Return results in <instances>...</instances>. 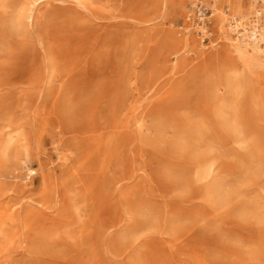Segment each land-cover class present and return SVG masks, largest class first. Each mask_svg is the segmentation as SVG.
<instances>
[{"label":"bare ground","instance_id":"obj_1","mask_svg":"<svg viewBox=\"0 0 264 264\" xmlns=\"http://www.w3.org/2000/svg\"><path fill=\"white\" fill-rule=\"evenodd\" d=\"M41 1L19 8L20 0H13L0 10L1 25L18 9L11 21L14 29L29 33L39 28L48 56L45 67L34 56L26 58L24 49L11 48L5 61L0 56L5 74L12 64L23 74L18 79L11 70L0 91L21 85L18 95L29 106L32 98L26 89L37 90L47 82L53 94L51 84L60 83L58 91L68 94L70 111L61 117V100L54 95L53 104L44 103L43 116L53 121L51 139L68 152L62 156L64 164L76 161L68 172L74 184L49 188V200L41 207L21 206L8 214L2 210L0 256L11 248L21 253L1 262L264 264V200L249 198L256 189L227 188L221 176L224 147H208L212 138L206 106L214 91L222 124V89L204 87L196 97L179 92L180 75L192 70L191 36L159 28V2L152 0H91L113 9L119 21L109 24L58 10L38 24L35 12ZM179 1H193L191 12L181 6V16L191 22L200 0ZM204 3L212 9L211 17L216 16L213 28L229 41L225 56L262 66L264 48L254 44L250 51L244 41L232 42L224 22L228 12L236 22L257 15L260 20L253 24L251 18V27L259 28L264 39V0ZM182 29L190 33L186 26ZM200 61L213 65L217 58L203 55ZM230 77L228 87L233 88L243 75L234 72ZM166 80L167 89L159 93ZM28 141L24 134L11 136L4 158L12 150H27ZM40 142H46L43 135Z\"/></svg>","mask_w":264,"mask_h":264},{"label":"rangeland","instance_id":"obj_2","mask_svg":"<svg viewBox=\"0 0 264 264\" xmlns=\"http://www.w3.org/2000/svg\"><path fill=\"white\" fill-rule=\"evenodd\" d=\"M12 1L0 0V10L4 4H10ZM29 1L31 0H20L19 8L27 6ZM152 1L153 4L159 2L156 4L155 11V15L160 16L157 21L159 28L175 30L179 36H191L189 46L193 51L189 56V61L192 70L187 75H180L177 83L179 92L189 93L196 97L203 93L204 87L212 91H216L218 88L222 89L218 95L221 96L224 106V121L221 124L215 113L219 101H216L213 91L210 93L209 104L206 106V122L209 136L212 138L211 144L208 145L210 150L215 151L220 144L224 147L223 173L221 175L224 185L233 189H256L257 191L250 194L249 198L262 202L264 200V64L262 66L245 65L234 58H227L225 50L230 49L229 41L223 39L213 28L216 16L212 18L214 24L211 25L210 32L213 35L210 34L204 40V37L198 32L199 27L195 18L191 17V22H186L185 18L181 16V6L191 12L193 1L184 4L179 0ZM246 3L249 4V0H246ZM207 9L209 12L212 10L208 6ZM17 10L14 9L6 23L0 24L1 60L5 61L8 53L12 51L11 48L24 49L26 58L34 56L45 67L48 63V56L43 47L47 40L39 28L37 31L29 33L14 29L11 21L18 15ZM56 10L80 13L84 18L96 23L109 24L119 21L114 18L113 9L105 8L91 0H64L63 2L42 0L37 5L35 12L38 24L44 22L47 15ZM228 14L224 23L225 28L228 29L227 32L231 31L232 42L241 43L244 41L248 44L250 51L254 44L264 48V39L260 35L256 39L249 35L252 31V13L246 18L238 20L241 25L236 26L237 28L232 27L234 18L230 12ZM185 26L188 30L190 29V33H186L182 29ZM238 30H244L246 33L244 39L238 37ZM214 44L217 45L213 46ZM203 55H212L217 58V62L213 65L203 64L200 61V57ZM6 64L8 63L2 62V66H6ZM21 69L20 66L14 64L9 66L7 74L4 69H1L0 84L7 82L6 75L9 72L12 73L11 70H13V77L18 79L22 77ZM234 72H240L243 78L235 80L233 88H229L230 75ZM169 83L170 80H166L159 93L164 92ZM59 85L60 83L51 84L55 91L53 94L47 82L37 90L26 89L32 98L31 104L29 103L30 107L22 100V96L18 95V92L22 90L21 85L12 88L4 86L2 92L0 91V170H2L0 174L5 175L4 178H0V215L2 210H6V214H8L10 210L18 209L21 206L23 209L41 207L44 200H49L45 194L49 188L54 185L60 187L65 182H68L70 186L74 184L68 172L75 166L76 161L69 167L64 164L62 156L68 152L63 148L64 146L56 145L51 139L53 121H47L43 116L46 112L44 103L53 104L54 95L59 96L61 100L58 114L65 117L70 111L68 94L60 93ZM3 93H10V95L7 96ZM48 107L50 108L51 105ZM21 134L29 139L27 150L21 149L18 152L12 150L10 158L6 160L3 150L9 138L12 136L16 139ZM41 135L46 138V142L43 144L40 142ZM205 149L202 148L201 151ZM177 152L179 151L177 150ZM8 208L10 209L8 210ZM255 229V233H258L259 229ZM10 250L12 251H9L5 257L11 260L20 257L21 249L15 251L16 249L11 248ZM0 258L4 259L2 255ZM1 260L0 264H7Z\"/></svg>","mask_w":264,"mask_h":264},{"label":"built area","instance_id":"obj_3","mask_svg":"<svg viewBox=\"0 0 264 264\" xmlns=\"http://www.w3.org/2000/svg\"><path fill=\"white\" fill-rule=\"evenodd\" d=\"M212 12V10H211ZM209 12V10L207 9L206 4L204 3V0H200L198 1L194 11L192 12V16L193 18H195L194 20L196 21L197 26L199 27V34H201L205 38H207L210 34V27L212 25V13ZM261 17L255 15L254 18H252V22L253 24H257V21L260 20ZM234 24V25H233ZM232 27H236L241 25L240 22H236L233 21ZM208 29H207V28ZM237 28V27H236ZM251 34H249L252 38L256 39L257 37H259L260 35V31L259 28H257L256 30H253L251 27ZM254 32V36L252 35V33ZM240 39H244V37L246 36V33L244 32V30H238Z\"/></svg>","mask_w":264,"mask_h":264}]
</instances>
